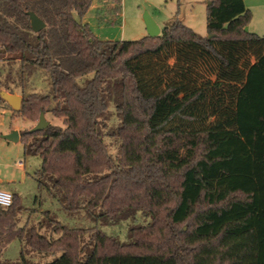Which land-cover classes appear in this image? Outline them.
Wrapping results in <instances>:
<instances>
[{"label": "trees", "instance_id": "obj_1", "mask_svg": "<svg viewBox=\"0 0 264 264\" xmlns=\"http://www.w3.org/2000/svg\"><path fill=\"white\" fill-rule=\"evenodd\" d=\"M90 5L0 0V89L20 92L16 112L30 120L41 110L62 117L63 126L19 134L24 154L40 158L38 188L60 209L82 210L95 229L138 215L147 223H132L125 240L93 229L89 244L75 235L84 228L48 209L17 227L26 209L11 192L0 245H22L18 260L0 264H38L29 253L56 251L43 264H264V36L246 30L244 1L208 0V36L176 18L157 36L127 41L97 38L74 17ZM28 12L45 27L33 32ZM36 76L44 91L29 90ZM162 212L167 231L151 240Z\"/></svg>", "mask_w": 264, "mask_h": 264}, {"label": "rangeland", "instance_id": "obj_2", "mask_svg": "<svg viewBox=\"0 0 264 264\" xmlns=\"http://www.w3.org/2000/svg\"><path fill=\"white\" fill-rule=\"evenodd\" d=\"M208 0H119V9H116L115 0H91L89 9L80 18L74 13L77 20L86 23L89 30L102 40H137L147 34L146 25L143 19L144 14H148L153 19L160 29L164 25H169L176 18H179L186 26L190 27L195 33L202 36H208L206 32V5ZM6 55L0 54V80L5 77V60ZM46 83L43 77H34L29 86L30 91H44ZM0 91H3L0 89ZM15 94L20 95L18 90ZM45 118L51 125L63 126L62 117H55L50 112H45ZM38 117L35 120H30L27 116L17 113L12 109L7 102H0V180L3 182V188L10 192L17 193L20 198V203L26 210L18 215L16 226H22L26 220L36 225L42 221L44 215L42 211L50 210L60 222L68 228H77L84 230L75 233L81 241L92 244L93 232L96 229H101L107 234L119 240L126 239L127 228L132 223L146 224L141 216H137L135 220H126L114 225L95 224L82 211L75 214H67L59 207L57 197L51 196L45 189L38 188L37 181L34 179L35 171L40 167L41 162L38 156L25 155L23 145L20 140L13 142L3 138L6 133L12 130H20L19 134L31 129L37 123ZM117 118L111 117L109 125H115ZM109 143L110 152H117V144L113 139L106 138ZM17 161H21L24 167L17 165ZM151 221V219H150ZM167 220L165 212H162L161 218L154 226V231L151 232V240L153 235L158 233L163 234L167 231ZM179 228L186 230L187 225L184 223ZM95 229V230H93ZM93 231V232H92ZM40 233H45L54 238L60 234H52L49 227L39 229ZM155 232V233H154ZM78 243V241H77ZM79 244V243H78ZM21 242L14 239L7 244H1L0 251L1 259L16 261L20 257ZM60 251L47 256H40L36 253H29L28 256L43 264L50 261L53 257L60 255Z\"/></svg>", "mask_w": 264, "mask_h": 264}, {"label": "water", "instance_id": "obj_3", "mask_svg": "<svg viewBox=\"0 0 264 264\" xmlns=\"http://www.w3.org/2000/svg\"><path fill=\"white\" fill-rule=\"evenodd\" d=\"M210 4V2H209ZM29 16V22L32 28L33 32H38L40 29L45 27V22L42 21L41 18H39L35 13L28 12ZM145 25H146V31L147 35L149 36H157L160 34V28L156 24V22L151 19V17L148 14H144L143 16ZM0 95L3 98L4 101L7 102V104L14 110H18L20 108L21 104V96L15 93H8L4 91H0ZM49 124V121L45 118V113L43 110H41L37 123L30 129L31 131H39L41 129L46 128V126ZM5 140L16 142L19 140V132L17 130H12L9 133H6V135L3 136Z\"/></svg>", "mask_w": 264, "mask_h": 264}, {"label": "crops", "instance_id": "obj_4", "mask_svg": "<svg viewBox=\"0 0 264 264\" xmlns=\"http://www.w3.org/2000/svg\"><path fill=\"white\" fill-rule=\"evenodd\" d=\"M245 7L250 10L251 19L245 27L247 31L254 32L261 36H264V0H243ZM161 30V29H160ZM18 132L20 130H17ZM17 161V165L24 167L25 164H20Z\"/></svg>", "mask_w": 264, "mask_h": 264}, {"label": "built area", "instance_id": "obj_5", "mask_svg": "<svg viewBox=\"0 0 264 264\" xmlns=\"http://www.w3.org/2000/svg\"><path fill=\"white\" fill-rule=\"evenodd\" d=\"M22 164L21 162H18ZM12 193L3 188V182L0 180V206L8 207L12 203Z\"/></svg>", "mask_w": 264, "mask_h": 264}]
</instances>
